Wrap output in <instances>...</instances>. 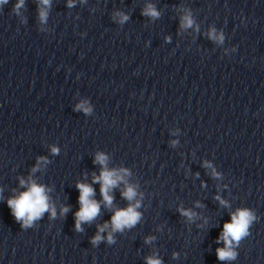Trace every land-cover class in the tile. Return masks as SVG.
<instances>
[{
    "label": "clouds",
    "instance_id": "clouds-1",
    "mask_svg": "<svg viewBox=\"0 0 264 264\" xmlns=\"http://www.w3.org/2000/svg\"><path fill=\"white\" fill-rule=\"evenodd\" d=\"M7 0H0V4L6 3ZM43 5H48L50 0H41ZM24 4V0H19V3L15 6V11H17ZM71 7V0L69 3ZM143 15L158 17L159 13L152 5H148L143 13ZM47 16V13L41 9L40 10V19L43 21ZM128 19L127 16L121 15V23ZM194 21L192 20L190 14L185 15L182 18L181 27L190 28L193 26ZM209 36L214 40H223V36H216L214 30L209 33ZM78 109H83L86 113L90 111L89 108L85 107L84 104H80L77 106ZM53 153H56L58 149L53 147ZM106 160L103 154H98L96 156L95 162L101 164L103 170L101 171L99 176L93 177V182H99L101 184V195L103 196V200L107 206H111L112 204V196L109 195L110 190L117 186V184L124 180V177L120 175L115 170H108L106 167ZM35 171V169H33ZM126 174V170H125ZM24 181L21 180V185H24ZM126 183V182H125ZM77 188L79 189V204L80 209L75 213L76 217V230L82 231L81 224L89 223L93 221L100 211V205L95 200L91 199L94 195V189L86 183H78ZM122 195L128 200L133 201L136 197V192L132 186H127L126 190L122 193ZM219 199V197H217ZM8 206L12 210V214L15 217L17 222H22L21 227H30L33 221L38 220L42 217L43 213L49 211V203L48 197L46 195V190L43 186L37 185L35 182H30L28 186V190L19 194V196L11 198L8 200ZM222 204L226 202L221 200ZM139 207V202L137 201L135 205L130 204L126 209L116 210L114 215L111 218V226L113 230H122L125 227H131L137 223L140 219V213L136 211V208ZM68 208L65 207L61 210L62 214L67 213ZM181 214L192 218L193 213L184 209H180ZM51 214L55 217V210L52 209ZM254 219L252 213L248 210H237L236 213L232 214L231 222L225 223L223 226V232L220 236V240H222L225 244L224 248L217 249V257L220 260H232L236 258V253L232 250L233 242L238 243L241 238L248 235V228L251 221ZM108 227L106 223L104 226L99 228V232H103L105 228ZM98 234L93 238V244H96L101 239V236ZM109 242H112L111 234L108 237ZM219 242V241H218ZM147 264H161V261L157 258L149 257L147 258Z\"/></svg>",
    "mask_w": 264,
    "mask_h": 264
}]
</instances>
